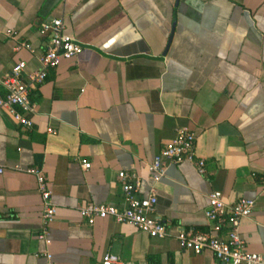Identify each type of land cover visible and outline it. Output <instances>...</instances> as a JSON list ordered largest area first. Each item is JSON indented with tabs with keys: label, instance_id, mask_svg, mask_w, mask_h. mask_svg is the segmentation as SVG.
Returning <instances> with one entry per match:
<instances>
[{
	"label": "crops",
	"instance_id": "1",
	"mask_svg": "<svg viewBox=\"0 0 264 264\" xmlns=\"http://www.w3.org/2000/svg\"><path fill=\"white\" fill-rule=\"evenodd\" d=\"M53 18L84 50L33 91L32 129L0 115V264H43L44 251L55 264H103L107 253L126 264H224L176 238L210 229L213 191L229 205L256 200L241 234L264 264V0H0V81L20 61L24 77L40 68L49 40L39 29ZM20 43L31 49L17 51ZM179 128L196 133L207 172L168 164L155 184L148 164ZM17 166L39 167L48 179L57 206L48 245L38 239L37 179ZM122 171L142 178L138 197L156 195L166 238L81 216L88 203L124 207Z\"/></svg>",
	"mask_w": 264,
	"mask_h": 264
},
{
	"label": "built area",
	"instance_id": "2",
	"mask_svg": "<svg viewBox=\"0 0 264 264\" xmlns=\"http://www.w3.org/2000/svg\"><path fill=\"white\" fill-rule=\"evenodd\" d=\"M6 33L10 36L16 32L9 29ZM41 35L48 37V45L39 57L40 68L37 71L23 76L26 70V62H18L10 75L0 81L6 90V95L0 97V115L8 111L13 120L25 129L34 126L33 116L37 111V104L32 101L31 95L46 80L49 71L57 69L63 60H72L78 57L84 50L83 45L66 32V26L62 18H53L43 22L39 29ZM22 48L31 49L29 43H20L16 50ZM48 132L55 134L52 128ZM197 135L187 128H179L176 136L168 141L148 164V171L152 181L158 183L166 173L167 165H180L191 162L195 165L200 175L207 172L206 159L200 157L196 151ZM82 167L88 171L92 164L83 159ZM17 170L36 177L38 190L43 204V229L38 234V239L49 244L50 226L55 221L57 206L52 201V190L44 171L39 167L23 168L17 166ZM3 170H0L2 173ZM122 182L123 198L125 205L119 208L112 204L88 203L80 208L81 216L89 225H94L97 220L107 218L114 219L117 223L126 224L146 233L154 239H164L169 233L166 225L154 217L157 197L151 194L140 198L137 192L142 185V178L133 172L119 173ZM264 184V183H263ZM256 206V200L241 198L233 204L224 201L221 191H213L208 197V207L205 216L211 223L208 231L181 229L176 238L180 247L194 254L211 252L214 257L224 264H262L263 256L246 250L245 241L241 234L242 221L251 217ZM43 264H55L53 254L44 251ZM103 264H126V262L114 253H107L103 257Z\"/></svg>",
	"mask_w": 264,
	"mask_h": 264
}]
</instances>
